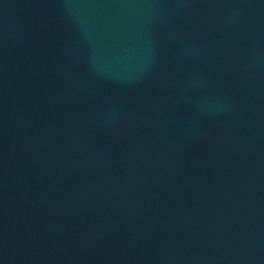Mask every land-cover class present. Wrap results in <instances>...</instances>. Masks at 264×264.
Listing matches in <instances>:
<instances>
[{
	"label": "water",
	"instance_id": "1",
	"mask_svg": "<svg viewBox=\"0 0 264 264\" xmlns=\"http://www.w3.org/2000/svg\"><path fill=\"white\" fill-rule=\"evenodd\" d=\"M0 264H264V0H0Z\"/></svg>",
	"mask_w": 264,
	"mask_h": 264
}]
</instances>
